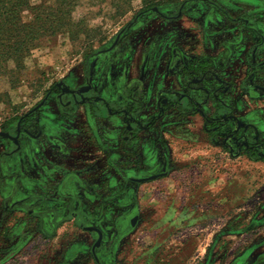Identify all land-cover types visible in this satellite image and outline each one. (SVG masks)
Returning a JSON list of instances; mask_svg holds the SVG:
<instances>
[{
	"label": "flooded vegetation",
	"instance_id": "af4514ba",
	"mask_svg": "<svg viewBox=\"0 0 264 264\" xmlns=\"http://www.w3.org/2000/svg\"><path fill=\"white\" fill-rule=\"evenodd\" d=\"M238 6L186 0L140 11L1 129L0 207L19 221L21 236L51 237L73 224L91 238L94 264L115 261L140 223V187L167 174L164 127L188 131L198 120L229 154L264 161V16ZM148 84L161 87L156 113L144 120ZM147 132L156 142L143 144Z\"/></svg>",
	"mask_w": 264,
	"mask_h": 264
},
{
	"label": "rangeland",
	"instance_id": "374dc122",
	"mask_svg": "<svg viewBox=\"0 0 264 264\" xmlns=\"http://www.w3.org/2000/svg\"><path fill=\"white\" fill-rule=\"evenodd\" d=\"M184 1L165 0L157 6ZM236 1L240 5L238 12L256 18L259 11L264 16V0ZM153 7L137 0L126 13L115 14L110 5L94 7L84 3L74 17L76 20L87 17L89 35L75 43L67 34L44 42L27 60V68L16 88L0 77V131L38 104L56 82L77 72L87 55L108 45L140 11ZM23 19L29 22L32 16L26 12ZM186 26L190 27V23ZM95 29L98 33L94 35ZM247 105L248 109L253 108L248 101ZM236 171L239 177L232 190L233 219L217 221L211 235L195 228L189 236L167 237L157 242L155 232L133 231L119 247L116 260L106 264H264V164H237ZM20 228L19 221L7 218L0 207V264H94L89 250L86 251L91 238L73 224L64 225L51 237L31 234L32 231L21 236ZM222 229H229L231 236H219ZM181 243L185 245L180 249ZM83 244H88V248Z\"/></svg>",
	"mask_w": 264,
	"mask_h": 264
},
{
	"label": "crops",
	"instance_id": "0c3cea01",
	"mask_svg": "<svg viewBox=\"0 0 264 264\" xmlns=\"http://www.w3.org/2000/svg\"><path fill=\"white\" fill-rule=\"evenodd\" d=\"M228 72L234 73L232 68ZM160 85L150 87L148 84L146 87L147 104L141 114L144 120L156 113L154 101ZM115 119H118L120 124L123 121L119 116ZM164 121L163 119L157 127L164 125ZM181 129L164 127L162 130L167 151L160 157L169 165L167 174L149 186L140 187L137 197V206L139 210L143 209V213H140L141 220L134 232H155L157 234L154 239L157 242L167 237L189 236L195 228L211 235L217 221L228 222L233 219L232 190L239 177L236 165L248 162L264 164V161L250 160L245 156L236 158L229 154L228 150L213 144L209 137L201 132L198 120H192L188 131L186 128L185 131ZM151 133L143 134V144L156 142L152 138L149 140ZM71 142L74 147L81 143L87 146L86 140L73 139ZM126 147L131 150V144H126ZM145 156L154 159L153 163L157 162L155 153L145 152ZM219 236H231V231L222 229ZM184 245L185 243H181L178 246L181 249Z\"/></svg>",
	"mask_w": 264,
	"mask_h": 264
},
{
	"label": "trees",
	"instance_id": "16d2710c",
	"mask_svg": "<svg viewBox=\"0 0 264 264\" xmlns=\"http://www.w3.org/2000/svg\"><path fill=\"white\" fill-rule=\"evenodd\" d=\"M137 0H0V77L8 79L16 88L26 70L32 53L44 46V42L57 40L67 34L75 43L91 32L87 17L75 19L78 8L88 3L94 7L110 5L115 14H124ZM144 6H157L165 0H140ZM32 19L24 21V13ZM94 35L98 30H93ZM16 119V118H15ZM12 122V121H11Z\"/></svg>",
	"mask_w": 264,
	"mask_h": 264
},
{
	"label": "water",
	"instance_id": "95a60500",
	"mask_svg": "<svg viewBox=\"0 0 264 264\" xmlns=\"http://www.w3.org/2000/svg\"><path fill=\"white\" fill-rule=\"evenodd\" d=\"M2 135L9 136V134H2ZM151 179L153 180L154 178H151ZM142 181H146V180H142Z\"/></svg>",
	"mask_w": 264,
	"mask_h": 264
}]
</instances>
